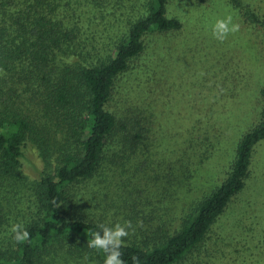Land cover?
Returning a JSON list of instances; mask_svg holds the SVG:
<instances>
[{"label": "trees", "instance_id": "1", "mask_svg": "<svg viewBox=\"0 0 264 264\" xmlns=\"http://www.w3.org/2000/svg\"><path fill=\"white\" fill-rule=\"evenodd\" d=\"M174 1L0 0V264H104L88 240L125 221L135 229L126 264H264V69L247 123L206 117L197 100L169 106L174 52L199 47L187 32L206 34L186 12L208 4L214 21L225 10L264 28V0ZM257 43L264 49V35ZM207 47L190 72L212 73ZM236 138L226 177L202 183L204 163ZM32 148L43 161L36 178L23 170ZM17 223L30 243L13 239Z\"/></svg>", "mask_w": 264, "mask_h": 264}, {"label": "rangeland", "instance_id": "2", "mask_svg": "<svg viewBox=\"0 0 264 264\" xmlns=\"http://www.w3.org/2000/svg\"><path fill=\"white\" fill-rule=\"evenodd\" d=\"M180 3L181 0H179L178 3L177 0H175L173 5L175 7L176 5H180ZM206 6H208V4H205L203 8L202 5H194L191 8L193 9L192 12H186L192 19L188 24L189 27L198 28L202 31L204 30L203 32L206 34L197 37L191 36L189 32H187V34L182 37L184 42L187 44L195 43L198 44L199 47L189 45L185 49L180 48L178 51L174 52L173 55L176 56V58L174 59V63L170 62L169 70L170 72L172 71V77L175 81L172 86V103H170L169 106L172 110H175L176 107L184 108L185 105H192L191 103L197 100L201 104L207 103L205 107L211 109L213 114H207L206 117H215L221 111H224V117L233 125L235 123H247L251 120L250 118L253 113L257 112V109L251 104L255 105L254 102H256V95L258 93L255 89V83H257L258 80L262 81L259 78V68L264 69V49L259 47L257 41L261 38V34L264 35V28H256L250 25V22L242 21L240 17L235 16L233 12H226L224 10L220 19L231 16L233 23L238 24L240 27L239 31L230 34L225 40L226 42L222 43L216 40L211 32L216 22L213 20L214 16L217 17L216 10L208 7V10H205ZM260 9L261 11L258 13L264 20V5L262 6L261 2ZM198 20H207L212 23V25L209 28L201 27ZM211 43L218 44L221 48L214 52L215 45ZM205 44L208 45V51L203 56L204 66L207 65L212 73L208 74L207 71L202 74L197 71L190 72L192 54L197 50H201L203 51L202 53H204L202 48ZM201 55V53L198 54V56ZM231 55L234 56L233 59H231ZM221 62H225L229 67L228 70L226 69L222 71V73L220 72L219 66ZM175 70L177 73H175ZM176 86L178 89H176ZM199 88L200 90H196ZM189 89L191 91H188ZM200 92H207L208 95H203L204 99L202 98L199 100ZM220 106L224 110H218ZM185 117V112L180 114V121L185 120ZM176 128H178V126ZM238 134H236V136ZM236 142L237 138L236 140L231 139L222 142L221 149L204 163L203 175L202 178H200L202 183L204 182L206 185L213 186L220 183L226 177L229 163L234 158ZM167 146L168 140L161 142V148L164 149L167 148ZM257 159L255 163V173L260 175L264 169V143L258 147ZM42 168L43 161L36 150L33 148L29 149L26 158L23 160L24 172L30 177L36 178ZM261 183L264 184L263 182ZM261 183H259V185H261ZM198 194H200V192L196 193V195Z\"/></svg>", "mask_w": 264, "mask_h": 264}, {"label": "clouds", "instance_id": "3", "mask_svg": "<svg viewBox=\"0 0 264 264\" xmlns=\"http://www.w3.org/2000/svg\"><path fill=\"white\" fill-rule=\"evenodd\" d=\"M239 27L238 24L233 23L231 16L217 19L212 28V35L216 40L224 42L230 34L239 31ZM53 204L56 207L60 206L55 200ZM142 224V221H138L139 226L142 227ZM99 227L100 231L95 232L92 239L88 240V247L104 253V264H126L121 249L126 246L125 238L130 234L129 229H132L133 233L135 231L131 221H125L123 224L116 223L114 226L101 224ZM11 232L17 243H30V233L23 224H14ZM132 264H140L139 257L133 256Z\"/></svg>", "mask_w": 264, "mask_h": 264}]
</instances>
